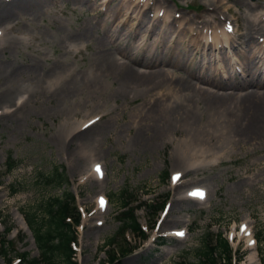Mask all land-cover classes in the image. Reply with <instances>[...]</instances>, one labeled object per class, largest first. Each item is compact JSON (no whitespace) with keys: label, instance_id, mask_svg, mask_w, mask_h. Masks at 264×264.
<instances>
[{"label":"rangeland","instance_id":"374dc122","mask_svg":"<svg viewBox=\"0 0 264 264\" xmlns=\"http://www.w3.org/2000/svg\"><path fill=\"white\" fill-rule=\"evenodd\" d=\"M126 1L133 5L136 0ZM50 2L42 19L32 23L22 21L18 27L15 24L19 20L10 19L15 27L7 33V37L17 38L18 42L12 50H0V65H16L21 70L8 79L9 82L3 84L0 81V93L12 91L13 94L17 89L21 91L16 105H10L9 108L0 106V233H5V228L10 229L5 236V241L10 243V256L14 258L22 253H28L29 258L40 256L31 235L25 230L21 212L31 213L37 221L41 220L40 206L63 192V189L43 185L42 177L54 168L64 167L71 183L69 190L75 194L82 212L76 249L80 264H106L107 255L100 252L101 247L110 254L112 249L126 248L125 254H121L122 250L118 253L114 264L196 263L204 236L207 235L208 240L213 242L219 234L228 238L233 249L237 250L236 255L241 259L239 264H264V141L258 145L242 143L219 149L213 146L215 141L212 140L209 141L212 146L204 145V157L189 160L180 156L177 146L183 147L185 140L190 143L193 131L186 125H177L174 131L170 130L164 138H160L155 149L134 147L130 140L137 128L132 125L134 119L131 116L140 107L141 100H137V94L134 93L123 94L115 102L109 99V92L116 88L111 79L102 82L99 93H92V89L81 86L63 99L52 96V93L45 98L32 95L26 105L28 113L22 119L8 116L33 90V78L28 69L33 61L39 70L55 61L67 62L69 71L79 77L88 70L90 61L98 56V51L110 54L113 51L108 45L96 48L97 40L103 37L104 24L114 20L105 14L113 6L112 3L107 4L108 0L105 3L104 0ZM205 2L142 0L140 8L152 5L148 10L150 17L155 16L157 7L162 9L160 12L171 11L179 16L177 27L185 26L188 31H191V27L197 28L193 31L198 32L199 37L204 28L214 26L209 21L200 23V20H196V24L191 21L194 12L214 13L213 8H208ZM211 2L217 8L215 12L224 15V19H216L215 24L222 25L228 21L233 25L232 36L241 32L239 27L243 24L244 12L250 16L248 9L255 10L254 15L264 14V0ZM244 3L248 5L247 9L242 6ZM158 19L162 23H169L164 16ZM58 25L62 26L61 31H57ZM82 29L90 30L92 41L82 40L83 43L75 42L68 47L66 45L71 43L69 40L65 46L61 44V35L79 33ZM39 32L46 35L41 36ZM121 33H124L123 29ZM134 36L133 42L137 45L139 31ZM171 37L174 38L175 34ZM138 48L140 50L141 45ZM261 49L264 50V46ZM112 54L120 62H126L138 70H147L115 51ZM229 55L233 58L231 49ZM190 58L194 65L201 58V52H194ZM165 69L174 78L190 79L184 69ZM218 79L223 80L220 76ZM192 81L196 83V80ZM196 85L212 89L209 85ZM228 90L224 88L220 91ZM101 113L110 118V131L103 142L99 141L94 151L88 152V149L81 153L77 149L81 147L72 145L71 148L77 150L72 155L73 151H69L66 146L56 145L57 137L63 140L67 122H83L86 115L90 116L84 120L98 118ZM197 119L201 127L210 120L207 114ZM66 139L69 140L68 135ZM8 157L17 165L11 173L4 175ZM76 159L83 162L82 168L74 169ZM94 164L99 166L100 179L87 174L91 173ZM175 172L182 175V180L180 184L172 185L170 176ZM12 187L18 189L16 194H11ZM192 187L204 188V197L187 200ZM97 196L107 199L104 209H98ZM120 198L127 200L132 207L139 201L144 203L135 211L136 219L144 228L156 222L155 229L147 232V241L140 243L129 232L124 236L123 233L117 234L120 227L118 216L122 211ZM149 205L155 209L149 208ZM166 230L182 231L183 237L162 241L159 236ZM110 239H115V244L108 248L106 243Z\"/></svg>","mask_w":264,"mask_h":264},{"label":"bare ground","instance_id":"6f19581e","mask_svg":"<svg viewBox=\"0 0 264 264\" xmlns=\"http://www.w3.org/2000/svg\"><path fill=\"white\" fill-rule=\"evenodd\" d=\"M50 1L53 0L0 1V23H3L0 26V50L5 52L14 49L17 38L7 37V33L22 21L32 23L42 19ZM108 3L113 6L105 14L107 18L113 17L114 20L104 24V34L97 40L96 48L108 45L120 56L147 70H138L126 62H120L113 56V51L111 54L98 51V56L90 61L88 70L79 77L69 71L67 62L55 61L39 70L37 63L33 61L28 67L33 78V90L18 104L15 114L9 113L8 116L22 119L28 113L26 105L30 97L40 95L45 98L52 93V96L63 99L81 86L92 89V93H99L102 82L111 79L116 88L109 92V99L115 102L123 94L134 93L137 94V100H141L140 107L131 116L134 119L132 125L137 128L130 140L134 147L155 149L160 138H164L170 130L174 131L177 125H186L193 131L190 143L185 140L183 147L177 146L180 156L189 160L204 157V145L212 146L209 142L212 140L215 141L213 146L219 149L242 143L258 145L264 141V50L258 45V40L264 37V14L254 15L255 10L251 9H248L250 16L244 12L243 24L239 27L241 32L236 38L223 30L219 23L215 24L216 19L221 21L224 15L217 14V8L212 6L211 0H206L205 4L208 8H213L215 14L207 11L202 14L194 12L191 21L193 24H196V20H200V23L209 21L214 26L204 28L198 37V32L193 31L197 28L191 27V31L182 25L178 28L179 16L171 11L164 10L161 14L162 9L157 7L155 16L150 17L148 10L152 5L140 8L142 0H136L133 5L126 0H108ZM242 6L247 9L248 5L244 3ZM225 11L229 12V9ZM161 15L169 23L160 22L158 18ZM125 16V19H120ZM10 19L19 22L14 25ZM234 21L237 22V19ZM61 28L58 25L57 31H61ZM122 29L124 33H121ZM89 31L82 29L79 33H62L59 39L64 46L69 40L71 43L67 47L75 42L81 44L82 40L92 41ZM138 31L140 36L137 46L133 39ZM39 34L46 35L44 32ZM173 34L174 38L171 37ZM154 36L156 37L153 39ZM33 38L36 39V36ZM261 42L264 43V39ZM226 48L231 49L233 58H230ZM196 51L201 52V58L192 65L190 56ZM165 67L184 69L190 79L174 78ZM20 72L16 65H0V81L3 84L9 82L8 79ZM218 76H226L225 81L219 80ZM198 83L209 85L212 89L197 86ZM224 88L230 90L220 91ZM11 92L0 93V106L3 108L19 102L21 91L17 89V92ZM203 114H207L210 120L201 127L197 117ZM89 116L86 115L83 122H67L63 140L55 137L56 145L66 146L69 151H73L72 155L77 151L71 148L72 145L81 147L77 148L81 153L88 149V152L94 151L99 141L105 140L111 123L104 113L91 123H88L89 119L84 120ZM67 135L69 140L66 139ZM73 167L82 168L83 162L76 159ZM92 173L96 174V170ZM181 180L182 177L179 181ZM190 193L197 199H202L204 189L191 188ZM102 200L99 199L98 204ZM166 232H169L167 235L176 233H171V230Z\"/></svg>","mask_w":264,"mask_h":264},{"label":"trees","instance_id":"16d2710c","mask_svg":"<svg viewBox=\"0 0 264 264\" xmlns=\"http://www.w3.org/2000/svg\"><path fill=\"white\" fill-rule=\"evenodd\" d=\"M5 174H9L16 167V163L8 157L6 160ZM0 176V180H1ZM43 185L52 188L63 189L59 196L50 198L40 206L42 218L40 221L31 214H24L25 220L33 232L35 242L40 252V259L29 258L28 254H22L21 262L18 264H77L72 260L73 251L70 243L76 240L75 226L79 223V214L76 210L74 197L68 189V180L65 172L61 168H54L51 173L42 177ZM18 189L12 187L11 194H16ZM123 194V193H122ZM120 205L126 208L119 214L118 221L120 227L118 234L125 229H132L133 232H139L140 236H145L140 231L139 225L133 213V208H127V201H120ZM149 208L155 209L153 205ZM69 219V220H67ZM115 244V239L107 241L106 246L111 247ZM9 243L4 238L0 239V259L6 264H10L12 256L9 253ZM108 253L109 264H114L116 252L111 250ZM124 253V250H123ZM232 252L226 241L221 235L215 237L213 242L208 240L205 235L201 241L198 259L196 263L188 264H230Z\"/></svg>","mask_w":264,"mask_h":264},{"label":"snow or ice","instance_id":"6c2138e0","mask_svg":"<svg viewBox=\"0 0 264 264\" xmlns=\"http://www.w3.org/2000/svg\"><path fill=\"white\" fill-rule=\"evenodd\" d=\"M87 127V126H86ZM97 171H99V166H97ZM242 231H244V229L242 228ZM177 235H183L182 233H178Z\"/></svg>","mask_w":264,"mask_h":264}]
</instances>
